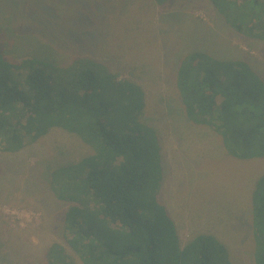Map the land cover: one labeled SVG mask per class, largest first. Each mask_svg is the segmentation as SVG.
<instances>
[{
	"label": "rangeland",
	"instance_id": "1",
	"mask_svg": "<svg viewBox=\"0 0 264 264\" xmlns=\"http://www.w3.org/2000/svg\"><path fill=\"white\" fill-rule=\"evenodd\" d=\"M192 51L244 61L264 81V41L234 30L209 0H0V59L67 66L88 56L142 85L141 122L157 134V141L138 138L142 161L148 172L152 159L160 161L156 194L181 245L212 234L232 264H255L252 192L264 158L230 156L218 133L186 116L176 77ZM26 72L15 70L14 81ZM26 140L17 152L0 150V264H47L55 242L84 264L66 241L70 202L55 194L52 173L95 150L60 127Z\"/></svg>",
	"mask_w": 264,
	"mask_h": 264
},
{
	"label": "trees",
	"instance_id": "2",
	"mask_svg": "<svg viewBox=\"0 0 264 264\" xmlns=\"http://www.w3.org/2000/svg\"><path fill=\"white\" fill-rule=\"evenodd\" d=\"M209 1L234 30L264 41V0ZM0 66L7 70L0 72V150L17 152L26 139L34 142L54 127L95 150L52 173L55 194L70 202L66 241L84 264H232L212 234L182 246L174 219L158 200L160 161L152 159L148 172L138 139L157 141L155 130L141 122V84L88 56L67 66L37 57L0 59ZM17 69L27 70L21 81L13 79ZM176 86L186 116L218 133L230 156L264 158V81L246 62L192 51L180 61ZM252 206L255 264H264V173ZM46 256L47 264H76L58 242Z\"/></svg>",
	"mask_w": 264,
	"mask_h": 264
}]
</instances>
